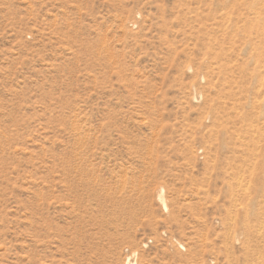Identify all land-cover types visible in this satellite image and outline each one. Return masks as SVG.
<instances>
[{
    "label": "rangeland",
    "instance_id": "rangeland-1",
    "mask_svg": "<svg viewBox=\"0 0 264 264\" xmlns=\"http://www.w3.org/2000/svg\"><path fill=\"white\" fill-rule=\"evenodd\" d=\"M238 177L264 0H0V264H229Z\"/></svg>",
    "mask_w": 264,
    "mask_h": 264
},
{
    "label": "bare ground",
    "instance_id": "bare-ground-1",
    "mask_svg": "<svg viewBox=\"0 0 264 264\" xmlns=\"http://www.w3.org/2000/svg\"><path fill=\"white\" fill-rule=\"evenodd\" d=\"M257 184L259 182L253 179L239 177L232 183L226 182L229 198L226 192L225 198L229 208L225 209V214L221 217V252L223 259L229 264H241L242 257L247 260L244 264H264V195L261 196L263 189L250 188L256 187ZM163 194L161 191L159 198L167 208ZM237 245L238 251H243L242 255L235 250Z\"/></svg>",
    "mask_w": 264,
    "mask_h": 264
}]
</instances>
